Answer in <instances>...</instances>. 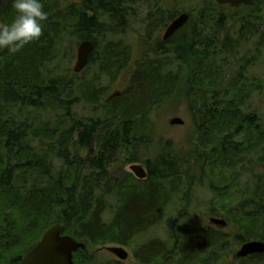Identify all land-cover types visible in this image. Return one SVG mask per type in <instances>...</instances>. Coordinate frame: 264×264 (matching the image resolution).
<instances>
[{
    "label": "trees",
    "instance_id": "1",
    "mask_svg": "<svg viewBox=\"0 0 264 264\" xmlns=\"http://www.w3.org/2000/svg\"><path fill=\"white\" fill-rule=\"evenodd\" d=\"M135 1L85 0L63 8L57 0H42L48 18L40 39L15 54L0 49V254L10 259V264H21L22 257L54 224L63 225L66 234L86 245V250L74 254V264L89 259L90 247L130 246L136 237L155 226L157 218L175 197L182 201L183 211L189 199L187 185L190 183L186 181L193 179L187 169L192 161L190 157L196 158L197 164H204L221 155L224 165L235 168L242 160L239 159L241 153L257 150L256 163L264 160V141L259 140V134L252 148L251 144L246 149L243 142L234 141V135L239 132H248L249 136L253 131L251 118L220 108L221 99L230 95L227 90L232 87L217 86L212 74L207 77V63L213 62V55L208 57L202 44L218 39L225 22L224 9L229 6H218L214 0H206L199 10L200 22L216 18L215 33L205 38L206 34L192 22L193 12L186 11L188 22L172 36L176 43L171 51L184 70L182 96L189 104L199 107L195 109L196 114L191 108L197 145L208 149V153L202 150L195 156L196 150L191 149L177 157L165 155L153 161L141 160L147 166L145 180H135L130 175V180L121 182L110 178L109 167L114 164L118 150L131 151L132 158L126 163L138 161V151L150 140V134L145 137L144 131L149 128L151 111L159 99L174 95L179 85L180 76L171 79L160 73L163 65L160 56L165 52L163 44L157 43L153 49L155 58L136 63L130 88L124 95H114L103 102L105 88L99 82L100 75L113 81L129 59L124 58L126 47L124 50L123 44L112 42L105 48L98 74L92 82L80 85L83 99L98 104L106 113L95 119L80 121L74 116L71 111L76 104L74 80L47 69L68 32L77 42L90 40L93 43L94 35L120 34ZM140 1L151 5L154 16L166 9L167 22L176 16L174 12L168 13L166 1L169 0ZM263 4L264 0H251L249 6L238 8L246 11L239 18L240 38L259 31L255 23L248 28V19L256 22L254 9ZM11 5L12 0H5L0 23L13 19L15 10ZM224 41L225 49L228 39ZM74 77L77 74L74 73ZM45 111L55 115L58 122L36 128L35 116ZM94 146L98 150L95 156L81 157L83 150L92 152ZM217 190L214 187L215 194ZM112 194L118 205L108 222L104 213L105 196ZM234 207L237 214L229 212L227 215L229 219L240 218L235 226L233 224L235 243L264 242L263 177L255 178L251 189L243 193ZM212 213L210 211L209 216ZM172 225L169 221L166 241H152L135 248L133 256L139 264H164L166 258L173 257L177 258V264H196L227 241V233L212 226L198 228L195 220L183 221L180 235H172ZM240 260L242 264H264V254Z\"/></svg>",
    "mask_w": 264,
    "mask_h": 264
},
{
    "label": "rangeland",
    "instance_id": "2",
    "mask_svg": "<svg viewBox=\"0 0 264 264\" xmlns=\"http://www.w3.org/2000/svg\"><path fill=\"white\" fill-rule=\"evenodd\" d=\"M57 1L64 8L69 4H80L85 0ZM205 1L169 0L166 1V6L169 8L168 13L174 12L176 16L180 13H186V11L193 12L192 22H195V27L202 30L206 34L205 38H207L215 33L217 25L216 18H205L200 22L199 10L203 7ZM166 12L167 10L164 9L156 16L151 15L153 13L151 5L147 2L144 3L143 1L136 0L128 11L123 31L120 34H107L101 37H97V35L93 36L96 46L91 63L87 69H84V73L81 72L74 78L73 68L76 62L77 46L80 42H77L76 38L68 32L62 44L59 45L56 58L53 59V63L47 69V71L53 69L56 75L74 80L76 104L71 108L74 116L80 121L95 119L104 115V109L98 106V104L87 103L82 97L80 85L85 81L92 82L94 76L98 74V67L103 58L105 48L112 42H114V45L116 43L123 44L124 50L126 47V55L124 54L125 57H123H128L129 59L126 66L125 63L122 64L123 68L121 72L117 74L113 81L104 74L100 75L99 82L101 87L105 88L102 97L103 102L114 95H124L130 88V79L136 69V63L143 59L155 58L153 49L156 48L157 43L163 44L162 47H164L165 52L160 56V60L163 63L160 73L171 79H176L180 76L177 82L179 85H177L174 95L159 99L156 104L157 106L151 111L149 128L144 131L145 137L150 134L148 136V140H150L146 144L144 142L142 149L138 151V161L130 164L126 163L132 158V154L130 150L126 151L125 148L118 150L114 156L115 162L109 167L110 178L119 182L126 179L130 180L129 175L132 179L137 180L129 170L132 164H139L148 172L147 166L143 161H153L158 156L173 155L177 157L181 154L184 155V153L189 152L191 149L196 150L195 156L202 150L205 151L204 153H208V149L197 145L198 140H196L197 136L194 133L195 120H193L194 114L191 108L195 112V109L199 108L197 107L198 104L196 106L189 104L185 100V97L182 96L184 90L183 81H185L182 74L184 70L181 69L171 51L174 43H176L175 37L171 36L167 43L162 40L164 31L171 22H167L166 17H168V14ZM224 12L225 22L221 26L218 39L202 44L205 47L204 49L207 50V56L213 55L211 57L213 62L209 61L207 63V77L210 78L212 74L213 82L217 86L232 87L227 90L230 92V95L221 99V109L229 108V112L236 111L241 116L251 118L250 128L253 132H250L249 136L247 135L248 132L243 131L234 135V141L243 142L242 146L247 149L249 144H251V148L254 147L253 144L258 140V134L260 135L259 140L264 141V4L254 9L255 15L258 17L256 22H253L251 18L248 19V25L250 26L248 28L253 27L255 23V25L259 26V31L247 35L244 34L241 38L242 32L240 31L241 22H239V18L246 11L243 9L238 10V8L237 10L229 9L228 7L224 9ZM160 19L166 22L165 25H162L163 22H155L160 21ZM151 20L154 21L151 22ZM226 38L228 41L225 43L226 48L224 49V39ZM208 81L207 84H210L211 80ZM174 118L181 119L182 125H170L169 122ZM54 122H58L55 115H51L49 111H45L44 114L35 116L34 126L40 128L43 124L53 125ZM97 151V146L92 147V152L83 150L81 157L84 159L89 155L93 157ZM256 151L241 153L239 159L242 160H240L235 168L224 165V157L221 155L213 160H207L204 164L200 163L202 168H200V164L195 162L196 158L190 157L192 161L189 162L187 169L188 174L190 173L193 179L192 181H186L190 183L189 186L187 185L189 188L187 191L189 199L183 211L181 208L182 201H179V198L175 197L168 206V209L166 208L157 218L155 226L147 233L136 237L130 246L106 244L90 247L87 254L89 259H86L84 263L78 264H139L133 256V252L138 245L152 241H166L170 233L169 221L173 224V227H171L173 228L172 235H180V226L183 221L189 220H195V225L198 228L212 226L228 234L227 241L223 245L214 250L212 255L206 253V257L203 256L196 264H242V261L235 257L242 244L235 243L234 238L236 234L234 233H236V230L233 228V224L235 226L236 222L240 221V218L234 216L233 219H229L227 213L237 214L233 205L238 202L240 197H243V193L246 194L251 189L256 177L261 176L264 179V160L256 163V160H259ZM214 187L218 189L217 194L214 193ZM105 200L107 207H105L104 213L106 220L109 222L116 212L118 200L114 194L105 196ZM210 211L213 212V215L209 216ZM212 217L225 221V227L221 228L210 224L209 219ZM160 242L158 243L161 246ZM108 247H122L128 254L127 259L124 261L118 260L106 250ZM10 261L6 256L0 254V264H10ZM176 262V257L172 259L166 258L164 264H177Z\"/></svg>",
    "mask_w": 264,
    "mask_h": 264
},
{
    "label": "water",
    "instance_id": "3",
    "mask_svg": "<svg viewBox=\"0 0 264 264\" xmlns=\"http://www.w3.org/2000/svg\"><path fill=\"white\" fill-rule=\"evenodd\" d=\"M5 0H0V13ZM218 6H229L236 9L240 6H249L251 0H214ZM187 13L178 14L166 27L162 40L166 41L180 30L188 22ZM95 45L90 40H84L79 43L76 50V62L73 72L81 73L87 66L90 57L94 53ZM170 125H182V120L174 118ZM129 170L139 180H145L147 172L139 164H132ZM210 224L217 227H225L226 222L219 218H210ZM66 228L61 224H54L48 228L36 245L28 251L22 258V264H73V254L78 250H86V245L76 241L73 237L66 235ZM108 252L113 254L118 260L124 261L128 254L122 247H108ZM264 254V242L249 241L241 245L235 257L244 259L253 255Z\"/></svg>",
    "mask_w": 264,
    "mask_h": 264
},
{
    "label": "clouds",
    "instance_id": "4",
    "mask_svg": "<svg viewBox=\"0 0 264 264\" xmlns=\"http://www.w3.org/2000/svg\"><path fill=\"white\" fill-rule=\"evenodd\" d=\"M14 17L0 24V49L15 54L43 35L48 13L42 0H12Z\"/></svg>",
    "mask_w": 264,
    "mask_h": 264
},
{
    "label": "flooded vegetation",
    "instance_id": "5",
    "mask_svg": "<svg viewBox=\"0 0 264 264\" xmlns=\"http://www.w3.org/2000/svg\"><path fill=\"white\" fill-rule=\"evenodd\" d=\"M65 234H66V232H65ZM67 235V234H66ZM70 236V235H69ZM72 237V236H71ZM73 256H74V254H73ZM23 258V257H22ZM74 262V261H73ZM21 264H22V259H21Z\"/></svg>",
    "mask_w": 264,
    "mask_h": 264
}]
</instances>
